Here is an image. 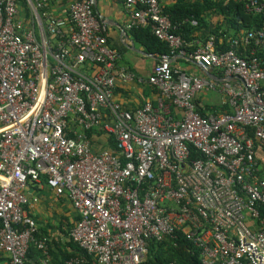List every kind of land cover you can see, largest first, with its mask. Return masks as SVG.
<instances>
[{"label": "built area", "instance_id": "1", "mask_svg": "<svg viewBox=\"0 0 264 264\" xmlns=\"http://www.w3.org/2000/svg\"><path fill=\"white\" fill-rule=\"evenodd\" d=\"M243 6L264 15V0ZM124 8L126 31L149 27L168 47L145 80L154 101L135 109L114 89L142 80L117 68L94 0H71L68 20L50 14L49 0H0V254L24 264L33 245L41 258L31 264H51L27 212L29 185L43 184L78 216L67 239L86 255L63 264H144L150 242L179 236L200 264H264V169L255 158L264 146V56L255 51H264V30L223 52L209 37L186 53L159 0ZM178 57L215 79L173 68ZM207 93L228 111L201 116L195 100ZM92 129L111 146L95 149Z\"/></svg>", "mask_w": 264, "mask_h": 264}, {"label": "trees", "instance_id": "2", "mask_svg": "<svg viewBox=\"0 0 264 264\" xmlns=\"http://www.w3.org/2000/svg\"><path fill=\"white\" fill-rule=\"evenodd\" d=\"M161 6L164 15L167 16L173 27V33L183 41V49L186 53L195 50L197 43H204L209 37L214 39L216 50L223 52L230 48L233 39L245 36L250 31L264 30V15L246 12L243 0H174L171 4H161ZM129 32L136 41L144 45L149 53L162 54L168 52V47L152 35L149 27L133 28ZM252 48H254L253 42L249 41L246 46H239L236 53L245 59ZM255 51L258 56H264V51L258 48ZM180 61L191 68L185 69L176 66V62ZM172 67L189 75L204 76L198 67L180 57L175 58ZM192 68L195 69V72ZM154 92L156 94L155 89ZM195 104L201 116L228 111L226 105H220L214 110H206L200 108L196 100ZM104 134L102 130L98 129H92L88 132L95 149H97L96 145L98 146L101 142L103 147L111 146L113 143L111 141L106 142ZM249 135H251L250 132ZM195 156L200 157L198 153H195ZM71 227L72 225L67 229V233ZM34 235L36 238H47L51 264H63L65 260L70 258L85 257L86 255L71 241L63 242L61 247H57L55 241L41 227H37V232ZM40 258L41 252L30 245L24 264L37 262ZM170 262L200 264L196 250L181 236L171 240L165 239L159 243H149L144 264H168Z\"/></svg>", "mask_w": 264, "mask_h": 264}, {"label": "crops", "instance_id": "3", "mask_svg": "<svg viewBox=\"0 0 264 264\" xmlns=\"http://www.w3.org/2000/svg\"><path fill=\"white\" fill-rule=\"evenodd\" d=\"M162 5L171 4L174 0H159ZM71 0H49V11L54 17L68 20V7ZM94 14L105 25L107 30V43L119 55L117 68L132 72L137 79L135 83L117 82L114 89V99L128 109L141 106L144 101L155 99L154 89L145 80L152 72L156 63V54L149 53L143 44L136 41L129 31L125 30L128 18L124 8V0H94ZM19 17L25 19L27 10L23 4L19 6ZM180 68H191L183 61L176 62ZM195 72V69H193ZM91 72V70L89 71ZM196 101L200 108L214 110L222 105L221 97L214 93L200 95ZM97 149L103 148L101 142ZM255 158L260 167L264 169V146L256 145ZM264 176V173L261 174ZM26 195L29 206V217L51 237L57 247L67 242V229L77 218V213L66 197H55L43 184H30ZM63 249V248H61ZM0 264H8V257L0 254Z\"/></svg>", "mask_w": 264, "mask_h": 264}, {"label": "water", "instance_id": "4", "mask_svg": "<svg viewBox=\"0 0 264 264\" xmlns=\"http://www.w3.org/2000/svg\"><path fill=\"white\" fill-rule=\"evenodd\" d=\"M203 75L205 77H207V78L215 79V77L213 76L212 72H210V71L203 72Z\"/></svg>", "mask_w": 264, "mask_h": 264}, {"label": "rangeland", "instance_id": "5", "mask_svg": "<svg viewBox=\"0 0 264 264\" xmlns=\"http://www.w3.org/2000/svg\"><path fill=\"white\" fill-rule=\"evenodd\" d=\"M37 226V225H36Z\"/></svg>", "mask_w": 264, "mask_h": 264}]
</instances>
